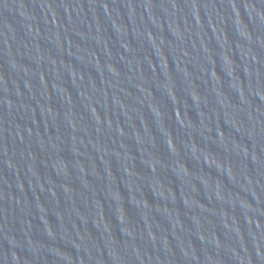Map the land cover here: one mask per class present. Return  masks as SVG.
<instances>
[{
	"label": "water",
	"instance_id": "95a60500",
	"mask_svg": "<svg viewBox=\"0 0 264 264\" xmlns=\"http://www.w3.org/2000/svg\"><path fill=\"white\" fill-rule=\"evenodd\" d=\"M0 264H264V0H0Z\"/></svg>",
	"mask_w": 264,
	"mask_h": 264
}]
</instances>
